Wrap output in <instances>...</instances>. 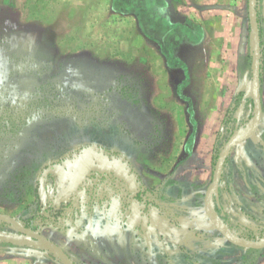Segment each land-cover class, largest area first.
Instances as JSON below:
<instances>
[{
  "label": "rangeland",
  "instance_id": "rangeland-1",
  "mask_svg": "<svg viewBox=\"0 0 264 264\" xmlns=\"http://www.w3.org/2000/svg\"><path fill=\"white\" fill-rule=\"evenodd\" d=\"M255 9L260 120L231 146L213 202L229 229L264 233V0ZM251 62L247 0H1L0 213L73 264H264V247L230 242L204 208L220 149L253 117ZM84 147L123 156L148 201L145 232L109 173L59 216L37 208L39 175ZM6 245L18 264H61L10 224Z\"/></svg>",
  "mask_w": 264,
  "mask_h": 264
},
{
  "label": "trees",
  "instance_id": "trees-1",
  "mask_svg": "<svg viewBox=\"0 0 264 264\" xmlns=\"http://www.w3.org/2000/svg\"><path fill=\"white\" fill-rule=\"evenodd\" d=\"M256 17L258 23L257 12ZM230 112L231 108L226 112V118L230 116ZM250 119L251 117L241 123L236 128V131L239 132L243 130L250 122ZM225 121L226 120H224L223 123H225ZM61 161L62 162H59L57 168L51 169V171L49 170L50 168H47L46 170L49 172L48 176L52 177L54 182V192L50 200H48L44 183V179L47 175L42 172L38 177L37 185L35 187V198L38 209L47 210L51 215L59 216L65 208L68 207L71 196L82 188L89 171H94L99 174L109 173L112 174L117 183L124 189V193L138 203L139 227L142 232L147 230L149 223L148 201L141 193L142 191L138 178L123 159L122 155L113 151H103L98 147H84L74 151ZM84 162H87V173L84 176H80L81 171H78L77 168L79 164ZM53 172L55 173L54 175ZM213 199L214 193L212 194L211 202L214 210L217 212ZM0 225H9V223L0 220ZM230 230L245 239L254 241L264 239V233L261 232L250 230L236 232L232 229ZM46 250L48 249L46 248Z\"/></svg>",
  "mask_w": 264,
  "mask_h": 264
},
{
  "label": "water",
  "instance_id": "water-1",
  "mask_svg": "<svg viewBox=\"0 0 264 264\" xmlns=\"http://www.w3.org/2000/svg\"><path fill=\"white\" fill-rule=\"evenodd\" d=\"M256 0H247V13H248V22H249V31L251 37V51H252V62H251V98L253 102V117L251 122L247 124L244 128L246 129L249 125V129L243 132L232 133L222 148L220 149L212 172V177L209 185L207 186L204 193V208L206 214L208 215L210 221L215 226V228L230 242L240 245L243 247L249 248H262L264 247V239L254 241L242 238L237 234L233 233L229 227L217 216L212 203L211 197L214 193L220 179L222 172L223 164L226 159V156L231 148V146L239 141L246 139L252 132L256 129L261 115V101L259 95V86H260V41H259V30L256 17L255 9ZM243 132V133H241ZM0 220L8 222L12 227H14L18 232L29 236L38 242L42 243L55 257H57L61 264H72L67 253L56 243L46 238L44 235L39 233L36 230H33L29 227L24 226L15 218L0 213Z\"/></svg>",
  "mask_w": 264,
  "mask_h": 264
},
{
  "label": "crops",
  "instance_id": "crops-1",
  "mask_svg": "<svg viewBox=\"0 0 264 264\" xmlns=\"http://www.w3.org/2000/svg\"><path fill=\"white\" fill-rule=\"evenodd\" d=\"M0 2H1V0H0ZM13 30L22 31L18 27H14ZM41 31H45V30L42 29ZM46 32H47V30H46ZM33 42H34V40H32V43ZM51 44L52 43L50 42V43H48L46 45H41V47L44 48V49H53V46ZM29 46H31V43H30ZM14 239H17V238L13 237L11 239V241L14 242ZM23 242H25V241H23ZM53 242L58 243L55 240H53ZM24 244H28V243H24ZM59 246H60V244H59ZM16 249H18V248L15 245H6L4 247L0 246V264H18V261L16 259V254H15ZM34 251L36 252V251H39V250H34Z\"/></svg>",
  "mask_w": 264,
  "mask_h": 264
},
{
  "label": "flooded vegetation",
  "instance_id": "flooded-vegetation-1",
  "mask_svg": "<svg viewBox=\"0 0 264 264\" xmlns=\"http://www.w3.org/2000/svg\"><path fill=\"white\" fill-rule=\"evenodd\" d=\"M96 155V154H95ZM59 162H62V161H58L57 163H54V164H52L51 165V167L49 166V167H47V168H50L49 170L51 171V169H55V168H57L58 166H59ZM87 162H84V163H81V164H79L78 165V168H77V170L78 171H81L80 172V176H84L86 173H87V164H86ZM47 170V169H46ZM44 171V174L45 175H47L48 176V171ZM92 173H97V172H94V171H89V174H88V176L85 178V181H84V184H85V182L87 181V179H88V177H90L91 175H92ZM55 173L53 172V175H54ZM112 175V174H111ZM117 182V181H116ZM53 184H54V182H53ZM84 184L82 185V187L84 186ZM119 185V184H118ZM120 186V185H119ZM121 187V186H120ZM122 188V187H121ZM123 189V188H122ZM81 190V189H80ZM79 190V191H80ZM124 190V189H123ZM53 192H54V188H53ZM52 196H53V193H52ZM52 196H51V198H52ZM48 200H50V199H48ZM136 202V201H135ZM137 203V202H136ZM138 204V203H137ZM138 207H139V205H138ZM17 220V219H16ZM19 221V220H18ZM21 224H23L21 221H19ZM24 226H26V225H24ZM26 227H28V226H26ZM32 229V228H31ZM34 230V229H33ZM40 233V232H39ZM43 235V234H42ZM29 237V236H28ZM31 238V237H30ZM47 238V237H46ZM33 239V238H32ZM35 240V239H34ZM50 240V239H49ZM37 241V240H36ZM55 243V242H54ZM59 246V245H58ZM68 255V254H67ZM73 264V263H72Z\"/></svg>",
  "mask_w": 264,
  "mask_h": 264
},
{
  "label": "bare ground",
  "instance_id": "bare-ground-1",
  "mask_svg": "<svg viewBox=\"0 0 264 264\" xmlns=\"http://www.w3.org/2000/svg\"><path fill=\"white\" fill-rule=\"evenodd\" d=\"M250 126H251V125H249L246 129H244L243 132L246 131L247 129H249ZM243 132H241V133H243Z\"/></svg>",
  "mask_w": 264,
  "mask_h": 264
}]
</instances>
